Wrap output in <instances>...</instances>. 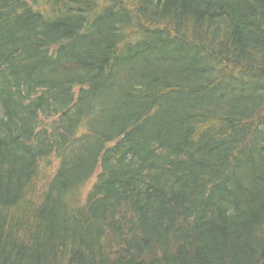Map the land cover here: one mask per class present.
Here are the masks:
<instances>
[{
	"label": "trees",
	"instance_id": "obj_1",
	"mask_svg": "<svg viewBox=\"0 0 264 264\" xmlns=\"http://www.w3.org/2000/svg\"><path fill=\"white\" fill-rule=\"evenodd\" d=\"M0 264H264V0H0Z\"/></svg>",
	"mask_w": 264,
	"mask_h": 264
},
{
	"label": "rangeland",
	"instance_id": "obj_2",
	"mask_svg": "<svg viewBox=\"0 0 264 264\" xmlns=\"http://www.w3.org/2000/svg\"><path fill=\"white\" fill-rule=\"evenodd\" d=\"M93 182H94V178L92 179L91 182L88 183L89 185H88L87 189L85 190L84 194H85L87 191L90 190V188L93 186V184H92Z\"/></svg>",
	"mask_w": 264,
	"mask_h": 264
}]
</instances>
